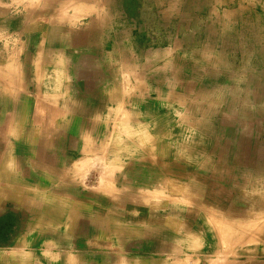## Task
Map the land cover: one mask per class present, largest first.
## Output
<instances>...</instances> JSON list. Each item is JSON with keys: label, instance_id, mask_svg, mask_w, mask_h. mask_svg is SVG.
Wrapping results in <instances>:
<instances>
[{"label": "rangeland", "instance_id": "374dc122", "mask_svg": "<svg viewBox=\"0 0 264 264\" xmlns=\"http://www.w3.org/2000/svg\"><path fill=\"white\" fill-rule=\"evenodd\" d=\"M5 84L0 187L52 215L23 253L0 214V264H264V0H0Z\"/></svg>", "mask_w": 264, "mask_h": 264}, {"label": "crops", "instance_id": "0c3cea01", "mask_svg": "<svg viewBox=\"0 0 264 264\" xmlns=\"http://www.w3.org/2000/svg\"><path fill=\"white\" fill-rule=\"evenodd\" d=\"M22 1H24V0H22ZM79 9H80V7H79ZM67 14L65 13L63 16L64 17H70L72 20L74 19V14L73 13L70 14V15H67ZM55 17H56V19H55ZM57 19H59L57 15H55V16L52 15L51 16V19L49 21H51V24H52L53 23L52 21L53 20H57ZM36 22L37 23L39 22L38 19H37ZM118 42H119L118 40H115V43H118ZM192 56H194V58ZM192 56L191 55H188V56L184 55L183 56V59H182L183 63L186 64V66L189 67L190 69L193 66L194 69H195V74L196 75H200V74L201 75H204V74H207L206 72H204V69H203V66H202V57L201 58H198V57H196L195 54L192 55ZM151 60H153V58L152 59L151 58H148V60H147V66L150 65V61ZM120 62H123V61L120 60ZM226 66L225 67L222 66V67H224L225 69L226 68H229V66H227V67ZM182 67H183V65H182ZM37 68H39L38 61H37ZM65 68H67V66L66 65H63V68L61 70V76H64V74L65 75L68 74L67 69H65ZM92 69L93 68H91L90 66H85L83 68V70L88 75L91 74ZM183 70L185 71L186 68L185 67H184V69L182 68V71ZM37 74H39V71H38ZM58 75H59V73H58ZM3 78H8V77L3 76ZM20 82H22V80ZM19 84L22 86L21 83H19ZM7 85L6 86L3 85L2 86V90L0 88V91L3 94L7 92L6 90H8L9 93H12L7 87L13 88V93H12L13 95L18 93L19 90L17 91V88L14 87L12 84H7ZM125 86H128V85H120V86L119 85H115V84H113V85H105L104 87H102L101 91L99 92L98 98L100 100H102V101L103 100H108V101L113 100V99H115L116 96L120 95V92L121 93H128L127 90H126V88H124ZM65 87H66V89H65L64 93H62V94L68 93V88L69 87L68 86H65ZM62 94H58V95L61 96ZM58 95H57V98H58ZM55 97H56V95H55ZM55 108H58V107H55ZM12 109L14 110V108H12ZM46 112L48 113V111H46ZM65 116H67V114H65L64 111H59L57 109V110L54 111V115L53 116H48L47 117L45 123H47V125L48 124L51 125V123H53V122L59 123L61 121L60 120V117L62 119V118H65ZM39 119L40 118H37V120H39ZM11 122H12V120H11ZM16 123H17V125H19L20 122H16ZM37 128L38 127L34 128V130H38ZM46 132H51V131H50V129H48V130H46ZM53 132L56 134L57 133V129H53ZM33 134H34V132H33ZM56 137H57V139H59L57 134H56ZM34 138L36 139V136L35 135L34 136L32 135L30 138L28 137V140L32 142V141H34ZM31 149L34 152L33 148H31ZM38 149H40V148L38 147ZM37 150H35V152ZM44 153L40 151V155H42V156L44 155V157L45 156L47 157V155L44 154ZM30 155L34 157V154H30ZM53 155L51 153L50 154V157L52 158ZM13 158H15V157H13ZM41 161H42V159H41ZM41 161L39 160V163L40 164H41ZM41 166H42V164H41ZM20 169H21V167H20ZM12 180L14 182L13 183V186L11 185V186H8V187H5V186H3L2 188L0 187V214H2V213L4 214V212L10 210L11 212H13L14 214H16V215L19 216V219H20V229L23 230L22 232L20 231V233H18L19 234V237H20L19 240L22 243H24V244L23 245L18 244L14 248L15 249L23 248L22 250H23V253H24V250H25L24 249L25 248L24 246L25 245L27 246L29 244V242H27L26 236H29L28 234H32V231H34V229H31L32 226H33L32 223H31V226L30 227L29 226L27 227L26 224H27V222H29V220H30V222H31V220H34L37 217L36 215L38 213H42V211H43L42 207L43 206H45V211H47V213H48L49 208L47 206H48L49 203L48 202L47 203L46 202L45 203L40 202V200H36L37 198L34 199V200H29V201H31V203H29L28 200H27L28 198L26 196H24L25 187H23L22 184L23 185L32 186V185H30L31 181L30 180L27 181V179H25L24 177H23V180L22 179H17L16 180V178H13ZM25 198H26V200H25ZM48 214L50 216L52 215V213H48ZM27 230H29V233H25ZM16 253L17 254H16V256H14V260H15V258H18V261L19 262H17V264H36L35 256H31L29 259H25L24 254L23 255L20 254L19 252H17V250H16ZM20 255L22 256V258H20ZM29 255H31V254H29ZM14 263H16V262H14Z\"/></svg>", "mask_w": 264, "mask_h": 264}, {"label": "bare ground", "instance_id": "6f19581e", "mask_svg": "<svg viewBox=\"0 0 264 264\" xmlns=\"http://www.w3.org/2000/svg\"><path fill=\"white\" fill-rule=\"evenodd\" d=\"M79 7L80 8H85L86 6H84V4H80V5H78L77 7H76V9L78 10L79 9ZM87 8V7H86ZM9 66H11V65H9ZM15 67V66H14ZM13 68V67H12ZM15 70V69H14ZM18 72H19V70H18ZM17 78V77H16ZM13 79L12 78H8V81L6 82V83H10L11 81H12ZM14 81V80H13ZM17 81V80H16ZM7 84H5V86H6ZM8 86V85H7ZM12 93H13V88H11V87H7ZM11 88V89H10ZM2 99H4V98H2ZM1 100V99H0ZM58 102V101H57Z\"/></svg>", "mask_w": 264, "mask_h": 264}]
</instances>
